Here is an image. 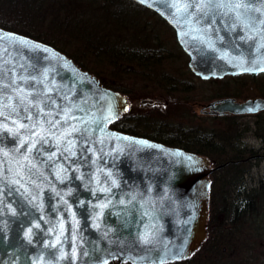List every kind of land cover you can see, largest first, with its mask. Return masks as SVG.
I'll list each match as a JSON object with an SVG mask.
<instances>
[{
    "label": "water",
    "instance_id": "95a60500",
    "mask_svg": "<svg viewBox=\"0 0 264 264\" xmlns=\"http://www.w3.org/2000/svg\"><path fill=\"white\" fill-rule=\"evenodd\" d=\"M131 1L173 29L199 79L264 73L261 0H253L262 12L247 14V28L226 7L205 15L184 10L193 0ZM129 106L63 52L0 27V264H165L199 248L209 175L225 163L112 129ZM205 108L255 114L264 98H221Z\"/></svg>",
    "mask_w": 264,
    "mask_h": 264
},
{
    "label": "trees",
    "instance_id": "16d2710c",
    "mask_svg": "<svg viewBox=\"0 0 264 264\" xmlns=\"http://www.w3.org/2000/svg\"><path fill=\"white\" fill-rule=\"evenodd\" d=\"M139 8L143 11L145 10L151 14H155L151 10L131 0H0V27L53 46L61 53L63 52L71 58L81 69L91 72L101 81L97 73L90 71V69L86 67V61H88L89 58L98 59V57H102L103 55L106 57L105 59L108 60L115 56V58H120L123 64H134L136 67L140 68V70H144L146 66L142 65L144 63L142 60L146 57L139 53L143 51L145 54H153V52H160L162 50V46H160L154 38H151L153 34L146 32V29H139L138 33H131L130 31L129 34L125 31L124 27L126 24L134 25L140 21L137 19L139 18V13H141ZM8 16L12 18V21H8ZM107 21L112 23L114 30L106 28L105 23L100 24L101 22ZM44 22H49L47 26L51 28V31L55 30V32L58 33H65L68 37L65 42L72 38L73 41L80 46L74 47L73 50L72 48H68V46H65L67 49L57 46L56 43L48 40L46 36L47 31L44 32V30H41L42 28H39ZM98 28L102 31H108V35L117 33L118 36L123 35L124 38L122 40L118 38L116 40L117 43H114L110 40V37L107 38L103 36V34L102 36H95L98 33V30H96ZM154 33L157 34L156 32ZM82 47L85 48L86 51L83 50ZM179 51L181 54H184L181 50ZM158 57L161 56L158 55L151 66L158 68L162 61H166V57H163L162 61ZM165 74L164 72L154 74V77H159L160 79L157 80V85H159V88L166 89L164 83H169L170 88L168 94L173 98L174 102L177 103L175 95L181 93V91L188 87L187 85H182L183 80L185 81L187 78L193 77V74L186 65L179 67L178 74L173 76H166ZM250 78L253 79V76H250ZM101 83L105 87H108L102 81ZM108 88L116 90V88L113 87ZM117 91L121 92L120 89H117L116 92ZM121 93L124 94V92ZM231 96L237 97L236 94ZM259 97H264L263 90ZM175 110H177L180 116L178 126L172 123H168L167 125V123L158 121L150 124V132H148V125L145 120L141 122L136 120L139 125L134 124L132 120L128 124H125L124 119L125 116H127L126 113L117 121L110 124V127L118 132L148 138L150 141L162 142V144L167 146L177 147L185 151L204 155L214 166L226 163L223 167L215 170L210 175L211 186L208 203L210 206H213L212 194L215 193L216 195V184L219 181L227 183V186L230 188L229 191H231L228 196L227 204L222 203L220 205L219 202L218 205L222 206L224 210L226 216L225 220L233 224L229 232H231L232 229L237 231L240 228L237 226V222L243 220L242 216H244L240 211L245 209V207L249 211L253 209L254 206L257 207L263 204L262 198H264V193H260L258 190L245 193L242 180H240L245 172L244 166L239 163H228L230 160H237V158L242 156L243 149H240L239 144L241 132L239 130H231L233 135H230L231 132L228 130V132H218L217 130L198 129V132L192 126H180L183 119L189 115L188 110L179 111L177 108ZM263 113L264 111L257 115ZM227 115L234 116L223 114V118L227 117ZM262 127V129H264V123ZM233 129L239 128L234 127ZM258 136L261 138L264 146V131L262 132L260 130ZM224 231L225 230H223L224 234H222V238H218L215 235L214 228L211 229L206 241V244H214L216 252L219 253L222 252V250L219 249V243L224 241L223 239H225L226 235H230V233L226 234V231ZM232 234L231 232V235ZM166 264H195V261L192 257L185 261H176Z\"/></svg>",
    "mask_w": 264,
    "mask_h": 264
},
{
    "label": "rangeland",
    "instance_id": "374dc122",
    "mask_svg": "<svg viewBox=\"0 0 264 264\" xmlns=\"http://www.w3.org/2000/svg\"><path fill=\"white\" fill-rule=\"evenodd\" d=\"M139 14V18L137 19L140 21L137 24H126L124 27L127 34H129L130 31L131 33H138L139 29H146V32L153 34L151 38H154L157 43L162 46L160 52H153L154 55L145 54L143 51L139 53L146 57L142 60L144 62L142 65L146 66L144 70H140V68L136 67L134 64H123L121 59L118 57L115 58V56L107 60L105 59L106 57L102 55V57L100 56L98 59L89 58L88 61H86V67L90 69V71L97 73L105 85L116 88V90L120 89L121 92H124L130 104L124 123L128 124L132 120L134 124L139 125L137 121L141 122L145 120L148 125V132H150V124L158 121L167 123V125L168 123H172L178 126L180 116L177 110H175L177 108L179 111H189V115L183 119L180 126H192L197 131L198 129L217 130L218 132L239 130L241 132L239 141L240 149L244 147H260L261 141L258 132H260V130L262 132L264 131V129H262L264 113L256 116L244 115V117H232L227 115V117L223 118V115L202 114L199 108L201 105H205L215 99L225 98L226 96L236 98L239 101L253 96L258 97L262 90L264 91V73L253 77V79L250 78L249 75H238L236 77L225 76L221 79L201 80L193 75V77L187 78V80L190 81L183 80L182 85H187L189 88L186 87L185 90L178 93L179 95L176 94L178 96L175 95V100L177 102L175 103L173 98L168 94L170 88L169 83H164L166 89L159 88V85H157L159 77H154V74L163 72L166 73V76L178 74L179 67L182 65L187 66L188 58L185 54L180 53L179 50H181V48L178 47L179 45L177 44L174 31L165 21L164 23L158 15L151 14L145 10H141ZM7 19L8 21H12V18L9 16ZM47 23L49 22H44L39 28H42L41 30H44V32L47 31L46 36L48 40L64 49H67L65 46H68L70 49L72 48V50L74 47L80 46L78 43L74 42L72 38L67 41L68 43L65 42L66 39H68L67 35L65 33L55 32V30L51 31ZM104 23L106 28L114 30L110 21L101 22L100 24ZM96 30H98V33L95 36H102L103 34V36L107 38L110 37V40L114 43H117L116 40L118 38H121V40L124 38L123 35L118 36L117 33L108 35V31H102L100 28ZM82 49L86 51L85 48L82 47ZM158 55L161 56L158 57L161 61L163 57H166V61H162L157 68L151 65ZM234 94H236L237 97L231 96ZM234 127L239 129H233ZM232 133L233 132H231L230 135H233ZM262 168H264V159L259 165V173H257V169L254 168L255 182L257 179L264 178V170ZM215 189L217 190L216 195L215 193L212 194V204L214 206H219V202L220 205L222 203L227 204L228 196L231 193L227 183L219 181ZM262 200H264V198H262ZM240 225V221L237 222V226L239 227ZM241 227L243 230L245 229L244 231L248 232L241 234V228L237 231L232 229L231 232L233 234L231 235V232H229L230 235L225 236V239H223L224 241L219 243V249L222 250V248L225 247L226 253L240 254L244 255L246 258V255L250 254V256H254L250 257L254 258L251 260L250 264H259L260 255L264 251V223L262 229H259V231L255 227L246 228L243 225H241ZM240 258L239 256L238 259Z\"/></svg>",
    "mask_w": 264,
    "mask_h": 264
},
{
    "label": "flooded vegetation",
    "instance_id": "af4514ba",
    "mask_svg": "<svg viewBox=\"0 0 264 264\" xmlns=\"http://www.w3.org/2000/svg\"><path fill=\"white\" fill-rule=\"evenodd\" d=\"M199 109H206L205 105H201ZM264 111V110H263ZM262 112V111H260ZM258 112V113H260ZM258 113L255 114H244L245 116L253 115L256 116ZM209 115V114H205ZM244 115H234V116H243ZM261 144L260 147H244L242 156L240 158H237V160H230L228 163L231 164H242L244 166V175L242 176V182L244 186L245 193L253 192L255 190H258L260 193H264V178L257 179L255 182L254 178V168L257 169V173H259V165L264 159V146L262 144V140L260 138ZM227 163V164H228ZM264 170V168H262ZM244 208V207H243ZM244 214L243 220L240 221L241 225L248 227H255L258 229H262L263 223H264V200L263 204L258 205L257 207L254 206L253 209H250L249 211L246 209H242L240 211ZM226 216L224 214V210L222 206H210L208 205V212H207V226H206V237L200 244L199 248L187 259L180 260L185 261L193 257L195 264H250L251 260L254 258V256H250V254H247V258L244 257V255L236 254V253H226L225 247L222 248V252H216V247L214 244L209 245L206 244V241L209 236V231L214 228L215 235L218 238H222L223 230L226 231V234L229 233V230L232 228V223L230 221L228 222L225 220ZM241 234H245L248 231H244L241 227ZM240 228L238 230H240ZM224 231V232H225ZM248 235V234H246ZM241 257L238 259V257ZM259 258V264H264V251L260 255ZM233 257V259H232ZM239 262H238V261Z\"/></svg>",
    "mask_w": 264,
    "mask_h": 264
},
{
    "label": "snow or ice",
    "instance_id": "6c2138e0",
    "mask_svg": "<svg viewBox=\"0 0 264 264\" xmlns=\"http://www.w3.org/2000/svg\"><path fill=\"white\" fill-rule=\"evenodd\" d=\"M141 2H143V0H141ZM262 3H264V0H261ZM253 3V0H201L200 3H196V0H193L192 4H185L182 7L184 8V10H186L188 7L191 6H195L196 9H198L201 12H204L205 15H207V12H205L204 10L206 8L211 9V8H227L229 12H232L235 14V20L240 23L243 24L244 27H249V20L252 19V17H249L247 14L249 12H257V13H261L262 9L261 8H254L251 7V4ZM177 10H181V6L177 5ZM243 10V11H241ZM261 24H264V19L260 20ZM235 26V25H234ZM244 37H241V39H243ZM18 97H19V101L21 104H25L27 102V105H31V101L28 100L27 96H20L18 93ZM15 110V109H13ZM27 106L25 107V111H27ZM251 110V109H250ZM40 111H43L42 109H40ZM0 115H2V113H0ZM29 119L31 117H28ZM27 127V125L21 124L19 125V128H24ZM4 128L9 131V132H13L14 135L18 134L19 129H16L15 131L11 128H8L7 125H4ZM72 131H79V129L73 128ZM38 135V133H36ZM71 133H65L64 135H70ZM46 142V141H45ZM27 143V141H21V147H23V145ZM69 147L65 149V151H69L71 149V147H74V144L69 141L68 142ZM31 147H35V143H33L31 145ZM31 148L28 149V151H30ZM37 227H39V225H37ZM31 231V230H29Z\"/></svg>",
    "mask_w": 264,
    "mask_h": 264
}]
</instances>
